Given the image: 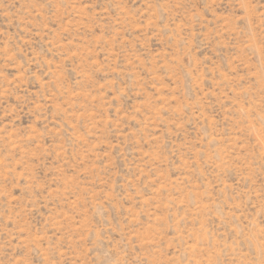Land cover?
<instances>
[{"label": "rangeland", "instance_id": "rangeland-1", "mask_svg": "<svg viewBox=\"0 0 264 264\" xmlns=\"http://www.w3.org/2000/svg\"><path fill=\"white\" fill-rule=\"evenodd\" d=\"M0 264H264V0H0Z\"/></svg>", "mask_w": 264, "mask_h": 264}]
</instances>
